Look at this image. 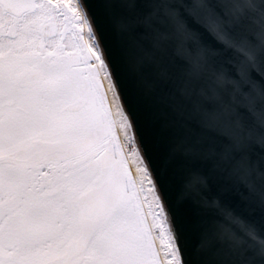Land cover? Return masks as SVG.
<instances>
[{"label":"snow or ice","instance_id":"obj_1","mask_svg":"<svg viewBox=\"0 0 264 264\" xmlns=\"http://www.w3.org/2000/svg\"><path fill=\"white\" fill-rule=\"evenodd\" d=\"M0 264H264V0H0Z\"/></svg>","mask_w":264,"mask_h":264}]
</instances>
